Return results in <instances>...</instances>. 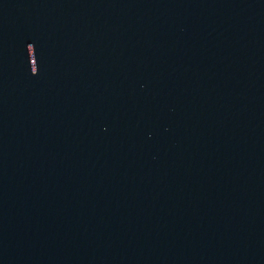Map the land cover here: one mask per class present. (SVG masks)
Returning <instances> with one entry per match:
<instances>
[{"label": "water", "instance_id": "1", "mask_svg": "<svg viewBox=\"0 0 264 264\" xmlns=\"http://www.w3.org/2000/svg\"><path fill=\"white\" fill-rule=\"evenodd\" d=\"M0 264H264V0H0Z\"/></svg>", "mask_w": 264, "mask_h": 264}]
</instances>
